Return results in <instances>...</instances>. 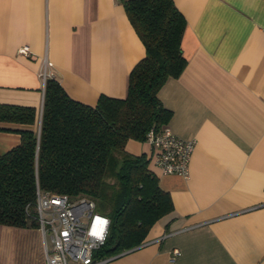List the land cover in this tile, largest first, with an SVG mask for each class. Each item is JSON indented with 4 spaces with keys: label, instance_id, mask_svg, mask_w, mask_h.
<instances>
[{
    "label": "crops",
    "instance_id": "1",
    "mask_svg": "<svg viewBox=\"0 0 264 264\" xmlns=\"http://www.w3.org/2000/svg\"><path fill=\"white\" fill-rule=\"evenodd\" d=\"M173 1L185 19V65L158 97L171 112L165 125L194 140L188 174L149 163L173 210L105 264H264V0ZM144 53L122 0H0V103L33 106L37 119L44 68L94 105L101 94L126 95ZM19 141L0 131V155ZM125 149L151 152L135 139ZM0 264H45L37 224H0Z\"/></svg>",
    "mask_w": 264,
    "mask_h": 264
},
{
    "label": "trees",
    "instance_id": "2",
    "mask_svg": "<svg viewBox=\"0 0 264 264\" xmlns=\"http://www.w3.org/2000/svg\"><path fill=\"white\" fill-rule=\"evenodd\" d=\"M122 3L145 49L128 74L124 97L101 94L88 105L50 76L38 119L33 106L0 103V122L27 125H0V131L20 134L19 143L0 155V224L36 226L37 188L91 198L110 218L107 240L96 252L100 257L139 246L153 224L173 210L148 156L128 152L125 144L144 141L150 128L160 129L171 117L158 91L185 65V19L173 0Z\"/></svg>",
    "mask_w": 264,
    "mask_h": 264
},
{
    "label": "built area",
    "instance_id": "3",
    "mask_svg": "<svg viewBox=\"0 0 264 264\" xmlns=\"http://www.w3.org/2000/svg\"><path fill=\"white\" fill-rule=\"evenodd\" d=\"M21 52L26 53L27 47ZM41 74L44 80L49 76L45 68ZM144 141L151 149L149 163L161 173L188 174L194 140L183 139L164 125L158 130L150 128ZM35 207L37 227L44 238L45 264H105L109 260L96 252L107 240L110 218L96 209L93 199L37 188ZM178 253L174 249L171 260Z\"/></svg>",
    "mask_w": 264,
    "mask_h": 264
},
{
    "label": "rangeland",
    "instance_id": "4",
    "mask_svg": "<svg viewBox=\"0 0 264 264\" xmlns=\"http://www.w3.org/2000/svg\"><path fill=\"white\" fill-rule=\"evenodd\" d=\"M49 245L51 244L50 241H48Z\"/></svg>",
    "mask_w": 264,
    "mask_h": 264
}]
</instances>
